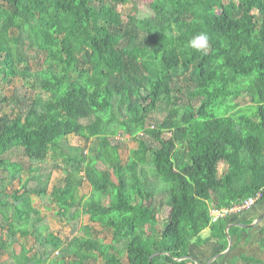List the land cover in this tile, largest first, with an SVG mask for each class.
I'll use <instances>...</instances> for the list:
<instances>
[{
	"label": "trees",
	"instance_id": "1",
	"mask_svg": "<svg viewBox=\"0 0 264 264\" xmlns=\"http://www.w3.org/2000/svg\"><path fill=\"white\" fill-rule=\"evenodd\" d=\"M131 1L0 0V167L28 179L12 193L0 185L3 264H199L188 249L200 233L226 236L211 208L264 191V0H151L153 16L124 19ZM200 34L203 51L189 43ZM118 134L137 143L126 162ZM15 149L28 163L5 158ZM49 158L65 173L50 191ZM34 195H50L68 240Z\"/></svg>",
	"mask_w": 264,
	"mask_h": 264
},
{
	"label": "rangeland",
	"instance_id": "2",
	"mask_svg": "<svg viewBox=\"0 0 264 264\" xmlns=\"http://www.w3.org/2000/svg\"><path fill=\"white\" fill-rule=\"evenodd\" d=\"M225 1L228 2L229 0H225ZM149 2H151V0H133L127 4L122 5L124 19H127L128 13L131 12L132 9L134 8L137 9L139 17L145 18V17L153 16L154 11L150 6ZM20 82H22L20 79L15 78L13 81L2 83L1 84L2 91L6 95H12L15 89L14 87L20 84ZM236 101L240 104L237 107L238 109L247 104H250L249 94L245 93L244 96L238 98ZM12 108H13L12 105H6L5 111L11 112ZM71 142L76 145L87 146V147L91 146L90 143H86L82 138L78 136H72ZM111 142L119 146L121 158L124 162H126L130 157L131 150L137 147V143L133 139H131V137L128 134H124V136L120 134L116 136H111ZM5 158L10 159L11 161L14 162L23 161L24 165L25 163H28L26 157L23 155V152L20 149H15L11 151ZM46 161L48 163L43 165L44 167L43 172L46 173L48 171L49 173L52 170V176L49 183V191H50L54 185H59L64 183L65 173L61 168L56 166L50 169L49 167L51 166V164H53L52 163L53 161L50 158ZM226 170H227V164L221 163L219 165L220 175L224 174ZM26 176L27 175L24 173L22 182L20 181V179L12 180L10 170L6 167H0V185H5L8 193H12L14 190L20 189L23 183L28 181ZM43 180H45L44 176H43ZM29 183L30 186H36L38 184L37 181H30ZM81 190H82V194L84 195L90 194L92 191L91 184L88 181H85ZM33 197L35 200L34 205L41 210L42 215L44 216V224L49 225L50 229L54 231L56 234L60 235L64 240H68L72 236V227L61 221L59 216L55 214L56 207L53 205L52 201H50L49 199L50 195H46L44 198L36 195H34ZM167 214H168V209H164L160 217L161 225L163 223V218ZM89 218L90 217L88 214L84 215L82 222H84L85 224H91L95 230L94 231L95 235L98 237H103L107 242H109L112 238V235L108 233L110 231L105 227H103L100 223L90 221ZM209 232L210 229L206 230V233ZM23 241L28 243L29 245H32L35 242L33 237H28ZM15 248L18 252H21L22 251L21 243H16ZM7 258L8 255L0 251V264H3ZM125 262L126 263L128 262L127 258H125ZM97 264H104V259L100 257Z\"/></svg>",
	"mask_w": 264,
	"mask_h": 264
},
{
	"label": "crops",
	"instance_id": "3",
	"mask_svg": "<svg viewBox=\"0 0 264 264\" xmlns=\"http://www.w3.org/2000/svg\"><path fill=\"white\" fill-rule=\"evenodd\" d=\"M222 219L226 223V236L212 237L217 229L212 226L205 228L200 233L201 242H192L189 246L191 259L199 264H264V246L261 243L264 191L251 208ZM208 229L210 232L206 233ZM244 257L252 260L246 261Z\"/></svg>",
	"mask_w": 264,
	"mask_h": 264
},
{
	"label": "built area",
	"instance_id": "4",
	"mask_svg": "<svg viewBox=\"0 0 264 264\" xmlns=\"http://www.w3.org/2000/svg\"><path fill=\"white\" fill-rule=\"evenodd\" d=\"M262 191L257 193L255 196H250L245 199L242 203H236L229 207H217L213 206L211 208V216L213 221H218L219 219L226 218L231 214L237 213V211L241 212L248 208H251L258 199L262 196Z\"/></svg>",
	"mask_w": 264,
	"mask_h": 264
},
{
	"label": "clouds",
	"instance_id": "5",
	"mask_svg": "<svg viewBox=\"0 0 264 264\" xmlns=\"http://www.w3.org/2000/svg\"><path fill=\"white\" fill-rule=\"evenodd\" d=\"M189 43L196 50L203 51L208 47V37L206 34H200L195 36Z\"/></svg>",
	"mask_w": 264,
	"mask_h": 264
}]
</instances>
